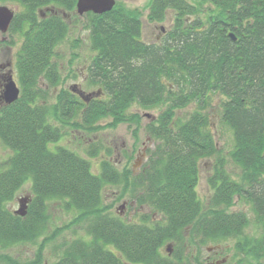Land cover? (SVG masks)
<instances>
[{"label": "trees", "instance_id": "16d2710c", "mask_svg": "<svg viewBox=\"0 0 264 264\" xmlns=\"http://www.w3.org/2000/svg\"><path fill=\"white\" fill-rule=\"evenodd\" d=\"M14 1L24 6L9 29L23 36L21 92L0 113V137L13 150L0 169V248L42 238L25 264H45V246L54 238L46 233L48 205L58 201L76 211L65 227L81 224L90 238L63 243L53 264H193L180 245L190 235L200 244L234 239L237 255H264V0H201L208 9L203 16L189 0H152L151 20L162 21L170 8L176 12L158 43L142 39L139 13L123 3L101 14L85 13L95 51L88 79L100 90L95 97H80L62 89L52 109L40 99L45 84L61 80L55 48L68 35L77 0ZM47 6L63 12L42 17ZM216 94L222 96L221 118L234 133L231 157L242 173L236 179L223 162L216 164L208 179L212 195L203 205L197 185L201 158L217 152L211 119ZM134 104L165 106L146 126L155 146L140 174L119 170L111 160H104L97 174L87 157L65 146L49 147L67 124L93 131L103 118H110V125L135 120L129 111ZM191 104L196 108L189 116L178 117L177 111ZM51 113L60 124L51 122ZM28 181L32 197L21 216L7 203ZM106 182L123 185L124 193L153 213L127 221L112 212L104 202ZM236 196L250 204L256 235L247 232V212L231 210ZM156 214L161 218L154 219ZM173 241L178 245L173 253L167 247L165 255L163 246Z\"/></svg>", "mask_w": 264, "mask_h": 264}, {"label": "rangeland", "instance_id": "374dc122", "mask_svg": "<svg viewBox=\"0 0 264 264\" xmlns=\"http://www.w3.org/2000/svg\"><path fill=\"white\" fill-rule=\"evenodd\" d=\"M194 3L197 8L203 9L201 16L208 12L207 3H202L201 0H189ZM123 3L126 8L131 11L138 12L142 22V38L147 42H160L164 31L172 27L176 12L170 8L166 10V16L162 21L151 20L149 17L152 0H117ZM0 5H6L21 13L24 11V6L14 0H0ZM194 17V16H193ZM88 18L84 14H79L76 10L69 14L68 22L70 30L66 38L61 41L55 48V59L58 63L61 80L57 86H50L47 90L45 98L40 99V103H45L50 106V109L58 102V93L54 91L57 88L69 89L73 86L79 87L87 95L97 92L99 87L93 85L88 79V66L95 51L90 44V31L87 28ZM164 28V29H163ZM5 36L8 40H13L14 43L11 52L14 60L16 53L22 48V35L0 31V39ZM96 95H92L95 97ZM97 96H101L98 93ZM222 96L216 94L213 96V112L211 119L213 122V134L217 144V152L209 157H203L200 160V177L197 185V191L203 205L208 204L212 195V188L209 185L208 179L214 173L216 164L223 162L227 171L236 179H240L241 168L231 157L234 149L235 138L232 128L223 122L221 118V103ZM165 106L144 108L138 104H134L130 108V112L137 115L135 120L131 122H119L115 125H110V118H103L99 121V128L89 131L83 128H76L69 124L63 128L64 135L58 142H50L49 147L53 150L55 146H65L74 150L79 155L87 157L91 163V169L94 173L99 174L101 171L102 162L111 160L119 170H129L131 174H140L148 161L150 150L155 146V140L151 137L147 130V124L156 119ZM196 108L195 104H191L177 111L178 117L185 118ZM139 115V116H138ZM80 121V117L77 118ZM51 122L60 124L54 113H51ZM94 155H89L90 151ZM13 154V150L0 140V160L8 159ZM132 195L127 191L123 192V185L106 182L103 188V197L106 205L110 206L112 212L118 214L127 221H139L142 214L153 213V210L147 204H140L135 201ZM29 197L31 200L32 189L31 182H26L21 189L16 193L13 200L7 203V207L14 211L21 206L20 200ZM28 201V204L30 202ZM124 205V206H123ZM231 210H244L250 217L251 223L247 232L251 235L258 233V228L254 222V214L252 213L250 204L239 196L235 197ZM28 208V207H27ZM49 223L47 235L51 234L54 238L47 242L45 246L44 256L45 264H53L58 260L63 252V243L70 242L80 236L90 238L86 233L83 225L73 224L67 226L73 221L76 215L74 209H67L64 204L58 201H51L48 205ZM154 219H160L161 216L153 215ZM57 231V233H56ZM42 238L36 243L21 242L0 248V264H25L28 260L36 255L38 245ZM234 239L224 241L222 244L207 242L199 243V239L190 235L182 243L181 247L185 246L187 254L191 257L193 264H211L214 259L208 258L209 249H218L220 252L221 261L215 264H264V255L259 258L237 255L234 249ZM173 247L170 253L175 250L176 244L174 241L165 244L162 252L169 254L167 247ZM110 250L117 252L113 245L107 246Z\"/></svg>", "mask_w": 264, "mask_h": 264}, {"label": "flooded vegetation", "instance_id": "af4514ba", "mask_svg": "<svg viewBox=\"0 0 264 264\" xmlns=\"http://www.w3.org/2000/svg\"><path fill=\"white\" fill-rule=\"evenodd\" d=\"M14 12L16 14V11H14ZM62 12H63V10H62L61 7H55V6H47V7H45L44 9H42L40 11L42 17L48 16L49 13L60 14ZM174 21H175V19H174ZM166 31L167 30H165L164 33ZM8 32L10 33L9 30L6 33H8ZM17 34H20V33H17ZM20 35H22V34H20ZM160 41H161V39H160ZM13 43H14V41L12 39L8 40L7 37H5V36H3L0 39V113L2 112L3 108L6 105L10 104V103L7 104L6 101H5V98H4V94H5V90H6L7 84L11 80H14L16 82L17 86L20 88V91H21V81H20V78H19V71H18V60H19L20 51H18L16 53V59L14 60L13 54L11 52V49L13 48V46L10 45V44H13ZM22 43H23V36H22ZM148 43H154V42H148ZM156 43H158V42H156ZM44 87L47 90H49L51 88L50 85H48V84H45ZM70 90H71V92H73L74 94H76V95H78L80 97H81L80 94H82V92H83L79 87H76V86L71 87ZM54 91H56L58 94L60 93V91H58L57 88H55ZM92 94H94V93H92ZM84 102H86V101H84ZM0 140L3 141L1 137H0ZM7 160L8 159L0 160V169L6 167V161ZM14 213H15V209H14ZM218 249H220V248H218ZM218 249L217 250H215V249H211L210 250L209 249L208 258L214 259V261H212L211 264L219 263L221 261V259H219L221 251H219Z\"/></svg>", "mask_w": 264, "mask_h": 264}, {"label": "water", "instance_id": "95a60500", "mask_svg": "<svg viewBox=\"0 0 264 264\" xmlns=\"http://www.w3.org/2000/svg\"><path fill=\"white\" fill-rule=\"evenodd\" d=\"M116 0H78L77 1V10L79 14H84L87 12L94 13H104L113 9L116 5ZM15 12L10 7L6 5H0V31L7 32L10 28L12 20L14 18ZM234 39L236 37L231 33ZM20 88L17 86L14 80H11L5 90L4 98L6 103H12L19 98ZM82 97H85L81 94ZM29 197L20 200L21 206L19 209L15 210L16 214L24 216L27 213ZM169 251L170 245H168Z\"/></svg>", "mask_w": 264, "mask_h": 264}]
</instances>
